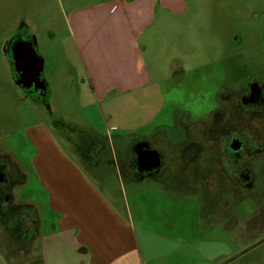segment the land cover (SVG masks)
<instances>
[{"label": "rangeland", "instance_id": "1", "mask_svg": "<svg viewBox=\"0 0 264 264\" xmlns=\"http://www.w3.org/2000/svg\"><path fill=\"white\" fill-rule=\"evenodd\" d=\"M98 1L102 0H0V147H6L26 173V182L17 188V194L21 202H33L37 206L41 232L46 235L52 231L55 217L48 207V190L33 167L36 147L29 140L28 127L49 135L50 141L41 142L40 148L37 146L41 151L38 165L50 174L51 169L58 170L64 175L65 192L71 191L72 185L66 179L68 168L63 164L66 162L59 159L52 145L61 147L66 157L82 163L77 150L79 138L69 128L87 127L88 120H95L101 113L99 103L95 104L97 110L83 108L92 101V96L87 81L81 80L82 70L67 16L74 8ZM184 1L186 8L180 13H160L162 21L157 23L154 34L149 35L151 43L142 37L150 46L144 53V61L163 89L166 103L162 112L153 123L139 129L111 130L104 134L105 148L93 157H101L107 164L106 160L112 159L109 165L113 169L91 175L87 172L120 213L121 223L108 214L103 216L105 224L95 214L88 218L98 233L104 225L125 233L131 230L143 264H251L254 260L264 264L263 187H258L254 194H241L239 204L231 203L232 213L226 217L202 220L197 218V202L203 198L197 186H173L145 178L121 183L114 171L117 170L115 155L127 158L133 138L132 142L137 143L158 131L159 140L177 145L185 137L180 119L187 116L196 122L207 118L214 107L219 82L227 83L237 74L243 75L248 62L264 67V0ZM250 12L256 17H251ZM21 20L28 25L27 33L35 37L36 50L43 59L47 105L32 101L14 84L9 60L2 52L4 41ZM233 34H237L240 42L232 46L229 39ZM54 120L67 126L55 124ZM257 178L261 179L259 175ZM75 202L79 207L71 208ZM82 203L81 198L77 200L74 196L64 205L84 212ZM2 239L0 232V264H32L34 259L43 262L39 246L27 253L16 250L15 258H9ZM252 244L257 245L227 262L238 246Z\"/></svg>", "mask_w": 264, "mask_h": 264}, {"label": "crops", "instance_id": "2", "mask_svg": "<svg viewBox=\"0 0 264 264\" xmlns=\"http://www.w3.org/2000/svg\"><path fill=\"white\" fill-rule=\"evenodd\" d=\"M185 8L184 0H102L68 12L67 23L82 70L81 80L87 81L92 96V101L83 108H96L95 104L99 103L101 113L98 119L88 120L87 127H72L88 130L92 136L102 139L111 130L139 129L156 120L166 102L160 81L152 77L153 71L144 61V53L150 46L142 37L151 43L149 35L154 34L157 23L162 21L160 13H180ZM28 128L29 140L36 147L33 167L48 190V207L55 217L52 231L47 235L41 232L40 219L38 249L42 253V264H143L131 230L125 233L104 225L99 234L88 218L95 214L97 219L104 221L103 216L108 214L121 223L120 213L114 210L90 176L103 169H113L110 163L102 162L101 157H98L99 163H88L83 158L79 163L66 157L61 147L52 145L68 168L66 179L72 190L67 189L66 193L62 182L64 175L54 169L50 174L38 165L41 154L38 147L41 142L50 141L49 135L32 130L31 126ZM123 167L129 181H133L132 167L129 164ZM114 171L122 183L118 166ZM74 196L77 200L81 198L84 212L71 210L79 207L77 202L71 208L64 205Z\"/></svg>", "mask_w": 264, "mask_h": 264}, {"label": "flooded vegetation", "instance_id": "3", "mask_svg": "<svg viewBox=\"0 0 264 264\" xmlns=\"http://www.w3.org/2000/svg\"><path fill=\"white\" fill-rule=\"evenodd\" d=\"M250 16L256 17V14L250 12ZM27 26L21 20L3 43L2 52L11 62L12 43L19 38H32L27 33ZM229 41L233 46L239 44L240 39L233 34ZM22 89L30 90L32 87ZM208 113L203 122H191L187 116L180 119L185 137L177 145L171 146L165 140H159L157 131L137 143L132 142L133 138L127 158L115 156L117 166L129 164L132 167L133 181L145 178L162 180V183L173 186H197L203 197L197 202V218L202 220L226 217L231 212L230 204H239L241 194H254L258 187L264 188V67L248 62L243 75L237 74L227 83L219 82L214 107ZM86 143L83 146L85 150L89 147ZM101 145L100 142L91 145V149H87L88 155H98ZM144 149L158 152L160 164L157 167L149 170L140 168L138 153ZM96 159L97 156L90 162ZM25 175L7 148L0 147V232L5 255L9 258H15L16 250L21 253L26 250L22 242L27 233L35 234L37 220L34 212L23 205L17 194V188L26 182ZM258 175L261 179L257 178ZM255 245L238 246L235 255L227 262ZM252 263L259 264V261Z\"/></svg>", "mask_w": 264, "mask_h": 264}, {"label": "water", "instance_id": "4", "mask_svg": "<svg viewBox=\"0 0 264 264\" xmlns=\"http://www.w3.org/2000/svg\"><path fill=\"white\" fill-rule=\"evenodd\" d=\"M11 60L17 78L14 84L20 88H33L41 94L46 92V82L41 77L43 59L36 50V39L32 35L30 40L19 38L11 45ZM137 162L141 169L149 170L160 164L158 152L155 149H144L138 153Z\"/></svg>", "mask_w": 264, "mask_h": 264}, {"label": "trees", "instance_id": "5", "mask_svg": "<svg viewBox=\"0 0 264 264\" xmlns=\"http://www.w3.org/2000/svg\"><path fill=\"white\" fill-rule=\"evenodd\" d=\"M8 62H9L11 77H12V79H14V77H16V73L13 70L12 62L10 60ZM41 77L43 78L42 75H41ZM22 90H23L25 96H27L30 99H32V101H34V102H36L38 104L47 105V102H46L47 90H46V92H44V94H41L39 90H37V91L33 90V88L30 89V90H28V89H22ZM33 92H36V94L39 97L37 95L36 96L35 95L32 96ZM207 115H209V113ZM205 120H206V118H204L203 120L196 121L194 123L203 122ZM53 123H55V124L59 123L61 125H65V127L67 126L63 121H60V120H54ZM69 129H70V131L74 132L75 135L78 136V138H79L78 141H79L80 144L77 147V150H78L79 154L82 156V158L86 162L90 163V159H93V157L88 155L89 151L87 149H91V145L96 144L97 142L102 143L103 142L102 139L97 138L96 136L94 137V135L92 136V133L89 132L88 130H83L81 128L77 129V128H74V127H70ZM85 143H86V146H89V148H87L86 150L83 148ZM87 144H89V145H87ZM101 148L103 150L105 148L104 145H101ZM101 148L99 150V154L102 151ZM115 156L116 157H121L120 155H115ZM99 161L100 160L96 159V160H93V162H91V163H99ZM106 162H108V163L109 162H113V160L109 159V160H106ZM118 168H119L120 177L122 178L123 182L125 180H129V178H127V172L124 170L122 165L119 164ZM25 180H26V175H25ZM23 205L25 207H27L29 210L31 209L32 212H34L35 218L37 220L36 221V227H35V234L30 235V234L27 233V235H25V237H24L25 240L22 242V243H24V245L26 247V250L24 251V253H27L31 249H33L34 246H39V242H37L36 240L38 239L39 230H40V218H39V213H38V210H37V206L33 202H24ZM32 262H33L32 264H42L41 263V259H39V260L34 259Z\"/></svg>", "mask_w": 264, "mask_h": 264}]
</instances>
